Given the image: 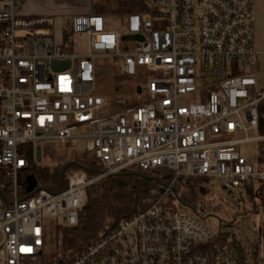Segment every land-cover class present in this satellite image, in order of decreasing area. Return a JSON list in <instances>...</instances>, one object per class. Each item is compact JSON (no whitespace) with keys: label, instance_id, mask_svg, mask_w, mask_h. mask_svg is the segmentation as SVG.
<instances>
[{"label":"built area","instance_id":"built-area-1","mask_svg":"<svg viewBox=\"0 0 264 264\" xmlns=\"http://www.w3.org/2000/svg\"><path fill=\"white\" fill-rule=\"evenodd\" d=\"M19 2L0 0V264H45L46 217L77 225L88 189L126 169L219 180L237 199L253 186L261 200L264 86L255 75L264 50L254 45L252 0H148L149 12L125 14L120 26L112 15L79 13L60 42L57 16L25 14ZM81 34L83 51L75 47ZM133 34L143 39H121ZM99 58H120L126 76L143 67L162 74L147 82L149 101L105 112L96 92ZM54 60L70 65L55 70ZM74 128L89 131L75 135ZM44 140L87 149L102 171L69 168L67 189L46 186L21 198L23 148ZM250 143L253 157L242 153ZM170 190L153 189L148 208L60 264H239L230 247L212 243L199 214L164 204Z\"/></svg>","mask_w":264,"mask_h":264},{"label":"trees","instance_id":"trees-1","mask_svg":"<svg viewBox=\"0 0 264 264\" xmlns=\"http://www.w3.org/2000/svg\"><path fill=\"white\" fill-rule=\"evenodd\" d=\"M91 7L94 13L103 15L146 14L151 10L148 0H92ZM23 150L27 159V167L19 175V183L21 185L19 196L21 198L27 197L25 179L28 175L34 174L39 184L44 186L51 174V172L48 173L46 168L44 169L37 163L38 159H36V147L34 144L25 146ZM73 154L74 156L71 159H66L63 163L55 165L53 179L51 180V184L54 187V189H51L53 192L64 189L65 185L61 171L69 163H73L71 168L85 169L89 176H94L102 171V166L98 159L87 149ZM76 162L80 166L75 165L74 163ZM160 170L166 173L165 179L155 175L157 170L126 169L98 180L87 191L85 203L79 212L78 224L71 227L58 226L56 231L57 249L55 254L49 257L48 262H45V264H60L61 262L66 263L75 259L81 250L93 245L98 239L114 229L123 219L148 208L155 199L152 190L166 185V182L169 181L166 179L172 177L167 169ZM1 179L2 174H0ZM181 179L185 182L186 191L181 194L178 193V195L176 190H170L166 196L167 199H169V195L170 199L175 195L184 205L193 204L198 194L203 195L209 192L206 187V182L208 181L206 178L190 176L177 180L180 181ZM253 189V186L248 188L251 198H254ZM9 190L10 185L7 183L3 192L5 193ZM262 192L260 205L264 208V184H262ZM6 200L9 201L7 196ZM239 203L241 202L238 197ZM258 208L260 207H256L257 210ZM238 210L243 215L247 213V210L241 209L239 205ZM237 215L238 211L234 214L233 219ZM231 224L234 225L233 220H231ZM218 240L220 238L216 239L214 236L212 243H216ZM232 242L241 264H258V260L264 262V255L262 257L260 255L261 251H264V234L260 235V245L252 244L251 248L253 249L250 252L247 251L241 240L237 239L235 235Z\"/></svg>","mask_w":264,"mask_h":264},{"label":"rangeland","instance_id":"rangeland-1","mask_svg":"<svg viewBox=\"0 0 264 264\" xmlns=\"http://www.w3.org/2000/svg\"><path fill=\"white\" fill-rule=\"evenodd\" d=\"M62 3L58 10L53 12L56 14V40L59 41L62 38V29L64 26L71 24L72 14L79 12H70L63 8L65 5L78 3L79 6H91L92 0H60ZM253 1V16L255 25V40L254 45L257 49L264 50V0H252ZM32 4H38V0H30ZM21 3V0L20 2ZM78 10V8H77ZM83 12V11H81ZM120 16H116V23L120 26ZM129 46H134V42H128ZM99 68L98 76L96 80V92L104 96L106 100L105 112H111L119 110L123 102L127 106H135L138 104H143L149 101V96L146 91V85L150 78L161 76L162 74L147 70L144 67L139 69L137 74L133 76H126L121 71L122 60L120 58L110 59V58H99L98 59ZM259 69L263 70L257 71L256 79L260 87L264 86V64L259 65ZM141 86L142 93L137 92V87ZM192 102V99L183 98L181 99V104L187 105ZM88 128H74L72 130L73 134L79 135L83 132H88ZM61 146H60V145ZM41 146V160L37 163L46 168L48 173L51 172L49 180L44 184V186L54 189L51 184V180L54 175V167L56 164L63 163L66 159H71L74 154L80 152V148H70L67 145H63L55 140H44L35 144V147ZM67 148V149H66ZM82 151V150H81ZM242 153L248 157H253L257 154V145L250 143L242 148ZM64 155L61 159L60 156ZM37 159V158H36ZM155 175L162 179H165L166 173L163 170L155 171ZM67 174V173H66ZM170 174V173H169ZM171 175V174H170ZM67 176V175H66ZM166 183L172 184V190H176L177 194H181L186 191L184 180L181 179L174 181L175 179L171 177ZM206 187L209 192L206 194H198L196 200L193 204H186L180 202V200L174 195L172 199L166 198L164 201L165 205L172 208H182L187 211L192 216H197L195 211L200 215L199 220L210 229L216 239L220 238L216 243L226 244L232 250L234 258L239 264L238 254L233 245V237L236 236L237 239L241 240V243L245 246L248 252L252 244L260 245V235L264 234V214L261 209V202L255 196L251 198L250 194L244 191V201L238 204V199L233 193L223 189L221 182L219 180H208L206 182ZM178 194V195H179ZM155 200V199H154ZM189 205V206H188ZM246 209L247 213L243 215L240 210ZM258 208V210L256 209ZM238 215L234 218V214ZM47 220V243L44 248V261L48 262L49 257L55 254L57 249L56 243V231L58 226L61 225L60 221L52 220L46 217ZM233 220V224H231ZM221 222V223H220ZM234 234V235H233ZM263 249V248H262ZM261 257L264 255L262 250L260 253ZM258 264H264L263 261L258 260Z\"/></svg>","mask_w":264,"mask_h":264},{"label":"crops","instance_id":"crops-1","mask_svg":"<svg viewBox=\"0 0 264 264\" xmlns=\"http://www.w3.org/2000/svg\"><path fill=\"white\" fill-rule=\"evenodd\" d=\"M38 1H39L38 4H32L30 2V0H21V3H19V7H20L19 9L21 12L28 14V15H35V14H37V15L38 14L56 15L53 12L58 10L60 5L62 4V3H60L61 2L60 0H38ZM63 8L67 9V11H70V12H79L80 11L79 13H88V12L92 11L91 6L90 7L85 6L83 8V7L79 6L78 3L65 5ZM77 8H78V10H77ZM81 11H83V12H81ZM79 13H75V14H79ZM75 14H72V15H75ZM116 16L121 17L119 19L120 24H121V19H122L123 15H112V18H111L112 22L117 25L116 20H115ZM62 40H63V37L59 40V42ZM86 41H87V38L85 35L81 34V35L76 36V39H75L76 49L79 51H83L85 49ZM68 147H70V146H68ZM70 148H72V147H70ZM60 157L62 160L66 159V158H64V155H62Z\"/></svg>","mask_w":264,"mask_h":264},{"label":"water","instance_id":"water-1","mask_svg":"<svg viewBox=\"0 0 264 264\" xmlns=\"http://www.w3.org/2000/svg\"><path fill=\"white\" fill-rule=\"evenodd\" d=\"M122 40H132V39H135V40H142L143 37L139 34H133V35H123ZM70 65V60H64V61H60V60H54L52 62V66L55 70H59L60 68H67L68 66ZM141 86H138L137 87V92L138 93H141ZM36 155H37V159L38 161L41 160V146L38 145L36 147ZM73 163H69L68 165H66L63 170L61 171V176H62V179L64 180V189H67L68 188V181L65 177V172L71 168ZM75 165L77 166H80L79 163H74ZM117 174V173H116ZM25 183L27 185L26 187V193H27V196H32L33 194L37 193L40 189H46L47 187L46 186H40L38 185L39 182L36 178V176L34 174H30L26 177L25 179ZM0 194L2 195V192L0 190ZM239 198H240V202H242L244 200V197H243V193L240 192L239 193ZM196 214H199L197 211H195ZM221 223V222H220Z\"/></svg>","mask_w":264,"mask_h":264},{"label":"flooded vegetation","instance_id":"flooded-vegetation-1","mask_svg":"<svg viewBox=\"0 0 264 264\" xmlns=\"http://www.w3.org/2000/svg\"><path fill=\"white\" fill-rule=\"evenodd\" d=\"M244 201V200H243ZM242 203V202H241Z\"/></svg>","mask_w":264,"mask_h":264}]
</instances>
